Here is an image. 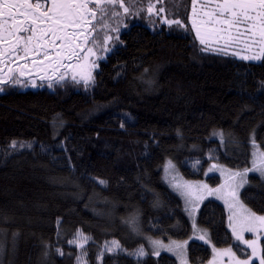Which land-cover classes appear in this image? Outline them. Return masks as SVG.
<instances>
[{"label": "trees", "instance_id": "1", "mask_svg": "<svg viewBox=\"0 0 264 264\" xmlns=\"http://www.w3.org/2000/svg\"><path fill=\"white\" fill-rule=\"evenodd\" d=\"M147 1L124 0L134 8L127 16L116 8L121 16L111 24L119 26V40L113 39L87 89L71 83L0 92V264H75L66 252L75 249L68 241L77 230L91 237L88 245L112 238L125 244L119 232L104 227L111 215L117 226L131 211L145 233L185 238L190 223L180 197L161 178L164 159L197 179L210 161L247 165L253 139L264 151V62L203 52L189 24L150 23ZM173 2L174 15L189 23L191 0ZM215 129L226 134L225 147L210 136ZM207 181L216 184L219 177ZM240 197L264 215L258 175L248 176ZM197 221L217 248L231 247L241 259L251 255L232 236L220 202L205 200ZM260 241L264 247V235ZM128 253L105 252L97 260L90 249L87 262L177 264L165 252L139 258ZM211 256L210 244L188 242L190 264Z\"/></svg>", "mask_w": 264, "mask_h": 264}, {"label": "snow or ice", "instance_id": "2", "mask_svg": "<svg viewBox=\"0 0 264 264\" xmlns=\"http://www.w3.org/2000/svg\"><path fill=\"white\" fill-rule=\"evenodd\" d=\"M117 7L123 9L125 16L131 14V9L125 5L124 0H48L45 3L40 0L35 3L32 0H0V91L6 85L27 86L23 78L30 79L33 72L41 80H46L48 87L66 83L69 76L73 84H82L85 89L94 84L93 70L97 67L96 59L101 58L97 52L111 51L108 44L113 39L119 40L120 32L119 26L112 28L110 31L117 35L113 37L105 33L101 41L99 33L108 28V25L100 22L109 15L113 19H119L121 13L115 11ZM146 11L151 23V17H160L165 8L159 7L157 10L156 4L150 2ZM189 19L196 39L203 46V52L232 56L248 62H264V0H191ZM162 22L170 27H186L180 19H167L166 16L162 18ZM97 24H100L99 29ZM19 61L23 63H17ZM11 64L17 66L13 68ZM31 83L35 86L34 80ZM123 127L121 124V128ZM212 135L219 136L221 143L224 142L222 132H213ZM16 146L17 141L13 140L11 147L15 149ZM19 147L31 148L32 145L20 143ZM252 147L256 150L252 153L250 169L233 171L217 164L209 167L208 172L216 170L224 177L223 183L216 188L202 182L183 181L178 175L171 176L169 180L172 189L184 198L185 210L190 217L206 197L216 196L223 200L229 213L228 227L232 236L251 249V255L241 259L231 247L217 248L212 244L207 230L197 228L193 218V231L203 232L198 238L212 246L213 257L209 264H224L225 257L228 264H254V257L259 260V264H264V247H261L258 239L244 238L246 232L256 237L264 235V215H258L248 208L239 196L240 189L247 183L245 178L249 172H259L264 177V151H259L254 139ZM163 167L166 177L175 171L171 160ZM98 183L105 184L106 181L99 180ZM127 223L132 232H138L135 217ZM209 226L215 227L211 223ZM90 239L91 237L77 230L74 239L68 241L69 245L75 244L82 250L81 255L76 258L77 264H87L84 260L87 253L83 249ZM144 239L157 250L153 254L158 255L159 249H166L176 255L180 264H188V241H170L164 244L159 239ZM116 249L127 251L116 240L111 242V246L105 242L97 254V260H101L105 252H114ZM57 251L60 252L59 249ZM128 254L138 258L147 255L142 245Z\"/></svg>", "mask_w": 264, "mask_h": 264}, {"label": "rangeland", "instance_id": "3", "mask_svg": "<svg viewBox=\"0 0 264 264\" xmlns=\"http://www.w3.org/2000/svg\"><path fill=\"white\" fill-rule=\"evenodd\" d=\"M150 2L153 3V4H156V6H157V10L159 9V7H164V8H165V12H164V13H161V14H160V17H156V16H152V17H151V21H153V23L156 24V26H157V24H158V26H160V25H165V26H167V27H170V26H168L167 24H165V23L162 22V18L166 16L167 19H180V20H181L186 26H187V24H189V26L191 27V22H190V20H189V23H188V22L185 23V22L183 21L182 17H180V16L178 15V13H176V15H174V14H175V13H174V9H176V8H175V3L173 2V0H148L147 3H146V9H147V6H148V4H149ZM130 9H131V11L134 10V8H130ZM115 11H118V10L115 9ZM118 12H119V11H118ZM146 14L148 15L147 11H146ZM190 15H191V6H190ZM148 19L150 20V18H148ZM113 20H114V19L112 18L110 21L112 22ZM171 27H176V26L173 25V26H171ZM193 32H194V34H195V31H194V30H193ZM195 37H196V36H195ZM197 40H198V39H197ZM112 41H113V40H112ZM198 41H199V40H198ZM111 43H112V42H111ZM106 55H107V54H106ZM106 55H105L104 52H102V53L99 55V57H101L99 60L104 59ZM97 66H98V64H97ZM96 68H97V67H96ZM96 68H95V69H96ZM81 85H82V84H81ZM52 87H53V86H52ZM213 132H217V133L222 132L223 135H224V142L221 143V140H220V137H219V136H214V135H212ZM210 136L213 137V138H215V139H217L221 147H225V143H226V141H227V136H226V134H225L222 130H220V129H215V130H213V131L211 132ZM208 137H209V136H208ZM252 142H253V140L250 141V159H249V163H248L247 165H245V166H243V167H239V168H233V167H228V166H226V165H224V164H222V163L216 162V161H210L209 164L207 165V167H206L205 170H204L203 177H202V178H197V179L184 177V176L179 172V170H178V168H177L175 162H174L170 157H166V158L164 159L163 163H162L161 166H160L161 178H162V180L164 181V183H165V184H166V185H167V186H168L173 192H175V193L180 197V199H181V202H182V210H183V212L185 213V215L187 216V218H188V220H189V223H190V234H189L187 237L182 238V239H177V238H167V239H164V238L155 237V236H152V235H150V234H147V233H145L144 231H142V230L137 226V223H138V218H137L138 215H137V213H135L134 211H131V212L127 213L128 215H127L126 217H123V218H120V219H119V221L117 222V226H114V225L112 224V220L114 219V215H111V219H110V223H111V224H110V225L108 224V225H109L108 227H104V228H107L106 230H107L108 232H119V234L122 235L121 237L123 238V241L125 242V244L120 243V241H119L117 238H112V239L104 240L102 243H99L98 240H95V241H94V243H95L94 245H88L89 242H87V244H85V247H84L83 251L86 252V253H89V252H90V249H93V250L98 254V253L100 252V250L103 248V246L105 245V242H108L109 246H111V242H112L113 240H116V241H118V242L120 243V245L122 246V249H127V251H125V252H129V253H130V252H134L136 249H138V248L142 245V246L144 247L145 252H146L147 254L155 255V254H153V253H154L155 251H157V250L154 249V248L152 247V245L148 242V240H147V239H144V237H151L152 239H159V240H162L164 244H168L170 241H176V242L188 241V242H189V241L192 240V239H196V240L202 241V240H200L198 237H199L200 235H202L203 232H201V231H196V232H194V231H193V228H192L193 218H194L195 221H196L197 228H199V229H206L207 232H208V234H209V236H210L209 230H208L206 227H204V226H202L201 224H199V222L197 221V212H198V210L193 214L192 217L189 216V212L185 210V209H186V204H185V200H184V198H183L182 196H180V194H179L178 192H176L174 189H172V187H171V185H170V183H169V180H170L171 176H177V175H178V177H179V178H182L183 181H188V182H202V183H206V184H207L209 187H211V188H216L218 185H220L221 183H223V181H224V177H222V176L220 175V172H219V171H216V170H214V171H212V172H208L209 167H210L212 164H217V165L223 166V167H225V168H227V169H231V170H233V171H243L244 169H250V168H252V160H253V155H252V153L256 150V149H254V148L252 147ZM255 144L257 145L259 151H263V150L259 147V145H258V143H257L256 141H255ZM168 160H171L172 163L175 165V171H174V172H170V173L168 174V176L166 177V174H165V171H164V167H163V165H164ZM205 173H207V175H205ZM250 174L258 175L262 180H264V177H262V176L260 175L259 172H249L248 175H247L246 178H245V179L247 180V182H248V176H249ZM210 175H217V176L219 177V181H218L216 184H211L210 182L207 181V177L210 176ZM246 184H247V183H246ZM246 184H245V185H246ZM245 185H244V186H245ZM244 186H243V187H244ZM243 187H242V188H243ZM242 188L240 189V192H241ZM240 192H239V196H240ZM208 199L216 200V201L220 202V203L224 206V208H225V210H226V213H227V227H228V215H229V213H228L227 208H226L225 205H224L223 200L217 198L216 196H209V197H206L205 200H208ZM205 200H204V201H205ZM240 200H241V197H240ZM204 201H203V202H204ZM241 201H242V200H241ZM203 202H202V203H203ZM202 203H201V204H202ZM242 203H243V201H242ZM201 204H200V205H201ZM246 206H247V205H246ZM188 207H190V206H188ZM199 207H200V206H199ZM247 207H248V206H247ZM248 208H249V207H248ZM198 209H199V208H198ZM257 214H258V213H257ZM136 215H137V216H136ZM258 215H263V214H258ZM133 217H135V219H136V226H137V228H138V232H137V233L132 232L131 228L129 227V225H128V223H127V221H128L129 219L133 218ZM138 225H139V223H138ZM228 229H229L230 232H231V229H230L229 227H228ZM76 232H77V231H76ZM76 232L74 233V235H73V237L71 238V240L74 239ZM231 233H232V232H231ZM83 234H84V233H83ZM85 236H86V235H85ZM262 236H263V235H261V236H259V237H256V236H254L252 233H248V232H246V233L244 234V238H245V239H248V240H251V239H258L260 245H261V241H260V239H261ZM190 238H191V239H190ZM133 242H136V243H135L136 245H135ZM202 242H204V241H202ZM204 243H205V242H204ZM72 245L75 246V249H74V250H67V252H66V256H67V257H73V258L75 259V264H77V259H76V258H77V256L81 255L82 250H81L80 248H78L75 244H72ZM128 245H129V246H128ZM187 245H188V244H187ZM246 247H247V246H246ZM186 248H187V246H186ZM119 250H121V249H116L115 251H119ZM121 251H122V250H121ZM158 251H159V253L165 252V253H168V254L172 255V256L176 259L177 264H180V260L177 259L176 255H175L173 252H169V251H167L166 249H159ZM250 251H251V249H250ZM212 257H213V253H212V256L210 257V259H209L207 262H205L204 264H209V261L212 259ZM84 260H85L86 262L88 261V260H87V255L84 257ZM257 260H258V259H257ZM187 261H188V260H187ZM87 264H88V262H87ZM188 264H190V263L188 262ZM224 264H228V261H227V258H226V257L224 258ZM258 264H259V260H258Z\"/></svg>", "mask_w": 264, "mask_h": 264}, {"label": "flooded vegetation", "instance_id": "4", "mask_svg": "<svg viewBox=\"0 0 264 264\" xmlns=\"http://www.w3.org/2000/svg\"><path fill=\"white\" fill-rule=\"evenodd\" d=\"M33 3L36 2V0H32ZM40 2L42 3H45V2H48V0H40ZM100 24H107L108 25V28L104 29L103 31H101L99 33V36H100V39L102 41L103 39V36L105 33H107L108 35H111V36H115V32H112L110 31V29L114 28V26H112L111 24V21H110V18L108 17L106 20L104 21H101ZM100 24H97V28L99 29L100 28ZM111 42L113 41H110L109 44H108V47L112 44ZM102 53V51H98L97 52V55L99 56L100 54ZM107 53H105L106 55ZM93 59H96L95 57H93ZM99 59H96V64L99 63ZM17 63H23V61H19ZM30 63V61H29ZM11 67L15 68L17 65L16 64H11L10 65ZM95 70V69H94ZM94 70H93V73H94ZM5 71H7V68H5ZM24 82L27 86H21V85H6L3 87V90L0 91V92H4L6 90H9V89H17V90H26V89H53L55 87H62L66 84H71L72 81H71V78L70 76L67 78V82L64 83V84H53V87H48V82L46 80H41L40 79V76L38 74H36L35 72L32 73L31 75V78L29 79L28 77H24ZM35 81V86H33V84L31 83V81Z\"/></svg>", "mask_w": 264, "mask_h": 264}]
</instances>
